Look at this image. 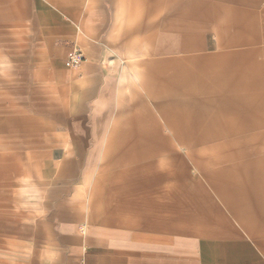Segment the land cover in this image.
<instances>
[{
    "label": "crops",
    "instance_id": "1",
    "mask_svg": "<svg viewBox=\"0 0 264 264\" xmlns=\"http://www.w3.org/2000/svg\"><path fill=\"white\" fill-rule=\"evenodd\" d=\"M181 1L185 0H30L38 32L55 49L53 86L68 100L60 118L65 131L32 158L43 161L39 174L46 177L55 162L71 161L79 167L86 158L105 159L114 167L98 175L90 232L77 231L73 216L58 212L59 232L43 248L39 264H264V219L257 226L238 214L229 217L226 198L221 195L218 202L212 195L226 192V184H201L177 153L180 144L191 146L197 128L206 124L203 116L198 124L194 116L184 118L182 103L161 96L153 100L177 131V137H170L162 132L160 119L147 101L125 99L129 107L115 115L123 124L108 143L109 155L96 157L102 153L95 148L92 157H85L89 145L106 143L100 129L110 126L108 109L120 102L123 93L117 77L107 69L106 50L116 46L124 18L129 27H139L130 29L139 34L134 46L159 56L146 66L150 73L155 68V80L163 81L149 91L194 96L195 79L207 64L206 57L187 54L201 47L188 30L180 31ZM165 14L167 19L158 20ZM149 17L158 21L156 28L148 30ZM75 47L83 50L87 60L68 67L66 60ZM178 72L184 78H178ZM186 153V159L196 160ZM56 170L59 178L74 175L63 167Z\"/></svg>",
    "mask_w": 264,
    "mask_h": 264
},
{
    "label": "rangeland",
    "instance_id": "2",
    "mask_svg": "<svg viewBox=\"0 0 264 264\" xmlns=\"http://www.w3.org/2000/svg\"><path fill=\"white\" fill-rule=\"evenodd\" d=\"M179 10L180 31L188 30L201 47L187 54L206 57L207 69L195 79L194 96L149 91L163 81L155 80V68L150 73L146 66L159 56L134 46L139 34L130 29L139 27H129L124 18L116 46L106 50L107 69L123 93L108 109L110 126L100 129L106 143L89 145L85 157H92L95 148L102 153L96 157L109 155L108 143L123 124L115 115L129 107L125 99L147 101L162 132L170 137H177V131L153 100L161 96L182 103L184 118L194 116L198 124L203 116L206 122L197 128L192 145L180 144L177 151L190 175L204 185L226 184V192L212 193L214 200L219 202L222 195L229 217L238 214L258 226L264 219V0H185ZM157 18L165 20L168 15ZM148 21V30L156 28L155 17ZM54 54L38 32L30 0H0V264L41 263L43 248L59 232L58 212L71 214L73 228L87 235L94 226L91 201L98 175L104 168L114 170L110 161L86 158L79 167L71 161L55 162L46 177L39 174L43 161L32 158L65 131L60 118L68 100L52 83ZM178 78H184L181 72ZM186 152L196 160L186 159ZM201 157L205 161H197ZM61 167L74 175L59 178L55 174Z\"/></svg>",
    "mask_w": 264,
    "mask_h": 264
},
{
    "label": "built area",
    "instance_id": "3",
    "mask_svg": "<svg viewBox=\"0 0 264 264\" xmlns=\"http://www.w3.org/2000/svg\"><path fill=\"white\" fill-rule=\"evenodd\" d=\"M87 58L83 50L79 47H75L69 54L66 64L68 67H77L81 65Z\"/></svg>",
    "mask_w": 264,
    "mask_h": 264
}]
</instances>
